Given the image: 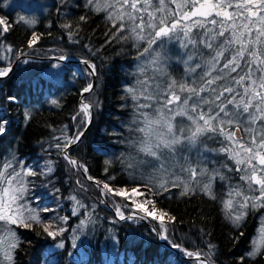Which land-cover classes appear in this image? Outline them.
Instances as JSON below:
<instances>
[{
	"label": "trees",
	"instance_id": "trees-1",
	"mask_svg": "<svg viewBox=\"0 0 264 264\" xmlns=\"http://www.w3.org/2000/svg\"><path fill=\"white\" fill-rule=\"evenodd\" d=\"M9 1L0 4V16L16 21L27 12L35 14V23L31 27L17 23L8 33L0 35V68L11 67L21 55L32 59L65 56L69 61L94 63L95 86L83 98L94 102L93 117L81 143L68 155L87 167V176L105 180L113 186L132 187L143 183L141 173L147 177L153 172L151 167L141 166L136 170L125 167L129 156L146 157L132 146L139 134L129 130L133 119L132 101L122 97L126 96L125 85L135 80L136 65L147 60L148 54L138 60V50L131 40L109 42L115 29L110 31V22L104 13L85 8L86 0H14L10 6ZM31 15L25 18L32 20ZM82 15L87 17L86 22L80 21ZM63 24L73 25L75 34L71 40L69 30L61 27ZM32 32L42 36L36 47L29 49L27 40ZM161 45L157 51L166 52L172 58L168 71L177 78L183 77V65L176 61L181 51L178 42L165 40ZM139 47L143 49L146 44ZM166 49L176 51L167 52ZM56 64L58 68L53 67ZM88 83H91V76L85 67L58 61H21L13 72L0 79V113L9 121V131L0 138V162L14 155L36 173L26 178L25 201L39 211L42 220L60 224L59 217H68L67 223L61 225L67 230L56 239L48 237L38 226L33 230L12 226L21 241L14 254V264H198L180 248L178 252L187 258H180L162 247L147 225L117 220L100 203L96 189L78 169L74 174L62 157L63 152L55 147L57 143H64L65 136L71 139L86 128L84 117L77 113L81 90ZM11 96L15 101L8 99ZM53 100L57 104L54 105ZM25 113L31 117L27 121ZM73 116L77 118L73 120ZM205 143L212 148L218 147L214 140L205 139ZM186 148L187 145L180 146L177 154L184 155ZM194 154L197 158L193 160L191 155L189 160L195 162L204 157L207 168L219 171L226 179L217 178L213 184L216 200L199 192L181 196L180 188H172L155 197L158 207L168 209L177 217V223L169 225L166 242L170 246L178 244L187 251L211 255V264H241L240 258L249 249L259 211H250L241 227L235 228L226 218L221 203L230 186L242 184L238 173L228 171L229 167L234 168L232 161L221 154L204 152L199 144ZM178 158L180 163L184 162L183 158ZM106 160L111 161L110 167L105 164ZM49 162L50 173L47 170ZM175 173L187 179V173L181 172L179 167ZM112 176L114 180L109 179ZM72 196L86 206L79 209V215H72L75 206ZM104 199L112 210H116L117 204L126 203L118 197ZM45 207L54 211L43 212ZM86 213H91L92 222L81 229L78 225ZM155 228L158 227L155 225ZM240 231L244 235L236 239ZM58 243H63L64 247L57 248ZM209 245L214 246L211 253ZM244 264H264V256L255 260L245 258Z\"/></svg>",
	"mask_w": 264,
	"mask_h": 264
},
{
	"label": "snow or ice",
	"instance_id": "snow-or-ice-1",
	"mask_svg": "<svg viewBox=\"0 0 264 264\" xmlns=\"http://www.w3.org/2000/svg\"><path fill=\"white\" fill-rule=\"evenodd\" d=\"M5 2L0 0V4ZM84 7L105 13L110 31L115 29L109 42L131 40L138 50V60L148 54L147 60L136 65L135 80L125 85L126 96L122 97L132 101L133 119L128 127L139 134L132 146L146 157L129 156L125 167L133 170L151 167L153 172L147 177L141 173L143 183L131 188L116 187L105 180L87 176V167L67 153L72 144L80 141L83 131L71 139L65 136L63 144L55 145L70 165L83 169L87 179L97 186L101 202L104 197L126 201L124 207H131L132 215L126 216L117 204L116 215L120 220L154 221L159 227L152 231L159 239L169 240V225H175L177 217L168 209L158 207L155 197L172 188H180L181 196L199 192L216 200L213 184L217 178L226 179L219 171L209 170L202 156L195 162L188 157H183V163L179 162L177 150L180 146L199 144L204 152L224 155L234 165L228 171L239 174L242 184L230 186L226 199L221 201L225 216L233 226L241 227L248 208L264 209V0H86ZM79 19L86 22L87 17L82 15ZM17 23L34 24L35 21L23 16L10 21L6 16H0V35L8 33ZM61 27L69 30L71 40L75 34L73 25ZM41 36L32 32L27 47L34 49ZM165 40H176L179 44L181 51L176 61L183 65L184 76L181 78L168 71L172 58L166 52L157 51ZM140 44H146V47L140 49ZM8 51L12 49L8 48ZM58 59L66 60L67 57ZM82 62L89 69L88 74L95 76L96 65L88 60ZM11 71V67L0 68V77L8 76ZM93 87L88 83L80 95L83 97L92 92ZM8 99L15 101L16 98ZM52 103L55 105L57 101ZM93 107L91 99L81 100L77 116L82 115L86 125L91 123ZM30 118V114L25 113V121ZM76 118L73 116V120ZM8 124V120L0 117V137L9 131ZM205 139L214 140L218 147H209ZM105 164L110 167L111 161L106 160ZM108 167L104 170L105 175ZM175 167L187 173V179L172 171ZM47 170L52 171L50 162ZM34 175L36 173L14 155L0 162V264H14V254L21 243L12 226L29 230L38 226L52 239L67 230L61 226L67 223V216L58 218L60 224L44 221L39 211L25 201L26 178ZM70 198L75 202L72 215H79V209L86 206L75 196ZM42 211L54 210L45 207ZM91 222V213H86L78 227L82 229ZM243 235L240 231L236 239ZM250 243L247 258L255 260L264 256V221ZM171 246L180 248L198 264H211V255L187 251L178 244ZM56 247L63 248L64 245L58 243ZM213 247L209 245V253ZM244 260L242 256L241 264Z\"/></svg>",
	"mask_w": 264,
	"mask_h": 264
},
{
	"label": "water",
	"instance_id": "water-1",
	"mask_svg": "<svg viewBox=\"0 0 264 264\" xmlns=\"http://www.w3.org/2000/svg\"><path fill=\"white\" fill-rule=\"evenodd\" d=\"M24 60H28V62H31V61H35V62H44V61H58V62H62V63H68V64H72V65H74L75 67H77V66H83V67H85L86 69H87V71H88V73H89V69L87 68V66L82 62V61H69V60H66V61H63V60H59V59H55V58H49V59H32L31 57H27V56H23V55H21V56H19V57H17V59L14 61V63L11 65V68H12V71L11 72H13L15 69H16V67H17V65L21 62V61H24ZM10 72V73H11ZM9 73V74H10ZM91 76V75H90ZM7 77V76H6ZM3 78H5V77H0V79H3ZM95 82H96V78H95V76H91V83L95 86ZM94 88V87H93ZM88 93H85L84 94V96L82 97L81 96V98H80V100H79V104L81 103V100L87 95ZM92 117H93V110H92ZM89 125L90 124H87V126H86V128L84 129V131H83V136L81 137V139H80V141L78 142V143H75V144H72L71 145V147H69L68 149H67V153H69L71 150H73L75 147H77L80 143H81V141H82V139H83V137H84V135H85V133H86V131H87V129L89 128ZM62 157H64V153L62 154ZM69 164V163H68ZM69 166L71 167V168H73V166L72 165H70L69 164ZM74 169V168H73ZM83 177L91 184V185H93V186H96L91 180H88L87 178H86V175L85 174H83ZM109 211H111L114 215H115V211H113L108 205H107V203L105 202V200L103 199V202H101ZM122 222H126V220H121ZM139 221H141V223L142 224H145V225H147V226H149V228H150V230L152 231V229L154 228V225H153V221H143V220H139ZM153 232V231H152ZM154 233V235H155V237H156V239L158 240V242L160 243V245L161 246H163L164 248H166L167 250H169V251H172V252H175V253H177V251L175 250V248H173V247H171L170 245H168L166 242H165V240H161V239H159L158 238V235H157V233L156 232H153Z\"/></svg>",
	"mask_w": 264,
	"mask_h": 264
},
{
	"label": "rangeland",
	"instance_id": "rangeland-1",
	"mask_svg": "<svg viewBox=\"0 0 264 264\" xmlns=\"http://www.w3.org/2000/svg\"><path fill=\"white\" fill-rule=\"evenodd\" d=\"M11 1H13L14 2V0H10L9 2H8V5L10 6L13 2H11ZM25 1V0H24ZM103 13V12H102ZM105 14V13H104ZM29 15H31V14H28L27 12H26V15H25V17H27V16H29ZM31 17H32V21H33V19H35V14L34 15H31ZM31 20V19H30ZM28 26H32L33 24H27ZM170 42V41H169ZM171 44V43H170ZM166 51L168 52V51H176L175 49H166ZM67 60V59H66ZM66 60H63V61H66ZM24 62V61H23ZM87 70V69H86ZM79 107H80V104H79ZM2 116V114L0 113V117ZM185 123H188L187 121H185ZM1 138V137H0ZM194 152H195V147H192V146H188V148H186L185 149V154L184 155H182V153H178L177 155L178 156H180L181 158H183V157H190L191 155H193V160L194 159H196L197 158V156L194 154ZM68 163V162H67ZM76 169H74L73 170V172H74V174H76ZM172 171H174V172H177L178 171V167H175L174 169H172ZM79 172L82 174V176H83V174H85L84 173V171L81 169V170H79ZM197 179H200V177H197ZM93 186V185H92ZM95 189H96V191L98 192V194H99V189L97 188V186H93ZM128 188H131V187H128ZM99 197H100V195H99ZM105 198V197H104ZM103 198V199H104ZM101 197H100V202H101ZM142 199V198H141ZM125 205V204H124ZM124 205H122L121 206V210H125V211H128V214L126 215V216H129V215H132V210H131V207H124ZM247 213H249L250 211H252V212H258L259 211V215L258 216H256V226H255V228H254V232H253V235H252V237H251V240L254 238V237H256L257 236V233H258V229L260 228V226H261V222L262 221H264V209H253V208H248L247 210ZM115 213H116V210H115ZM248 215V214H247ZM117 216V215H116ZM126 221L127 222H138V223H140V224H142L141 223V221H139L138 219L137 220H133V219H126ZM143 221H147V220H143ZM231 222V221H230ZM153 224H154V227H155V225L157 226V227H159V225L158 224H156V222H152ZM232 224V223H231ZM145 225V224H144ZM233 225V224H232ZM251 240H250V242H251ZM166 242V241H165ZM167 243V242H166ZM251 250V243H249V249L247 250V252L248 251H250ZM246 252V253H247ZM246 253H245V255H244V257L245 258H247L246 257ZM247 259H250V258H247Z\"/></svg>",
	"mask_w": 264,
	"mask_h": 264
}]
</instances>
